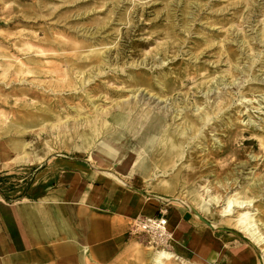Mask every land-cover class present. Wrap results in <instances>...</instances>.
<instances>
[{
    "label": "rangeland",
    "instance_id": "obj_1",
    "mask_svg": "<svg viewBox=\"0 0 264 264\" xmlns=\"http://www.w3.org/2000/svg\"><path fill=\"white\" fill-rule=\"evenodd\" d=\"M0 53V138L16 152L0 173V194L38 199V186L56 184L76 158L91 183L104 176L136 182L169 212L187 211L264 264V239L254 243L235 225L239 212L250 211L264 237V0H0ZM84 77L90 81L82 85ZM192 103L215 114L184 149L169 153L157 138L131 175L130 162L120 173L112 166L113 175L103 172L104 161L89 159V150L99 155L102 141L122 132L115 114L137 126L135 141L141 112L163 113V128L174 130L184 115L196 117ZM96 105L97 125L82 121L78 112L90 118ZM76 131L93 136L90 149L67 135ZM22 154L28 162L15 160ZM235 195L251 203L225 215ZM186 196L209 202L211 212L182 203ZM128 239L112 264H153L149 252L161 249L129 229ZM166 264L191 263L175 256Z\"/></svg>",
    "mask_w": 264,
    "mask_h": 264
},
{
    "label": "crops",
    "instance_id": "obj_2",
    "mask_svg": "<svg viewBox=\"0 0 264 264\" xmlns=\"http://www.w3.org/2000/svg\"><path fill=\"white\" fill-rule=\"evenodd\" d=\"M24 146L15 143V149ZM13 155L10 144L0 138V173L12 168ZM21 157L15 160L28 162L27 154ZM96 158L104 161L102 170L107 174L115 175L112 166L118 173L129 166H119L116 160L110 164L102 153ZM72 160L57 174L56 184L38 186V199H8L0 194V264H112L125 244L132 243L126 240L130 221L153 216L167 206L142 193L136 182L125 180L122 186L118 176H114L118 180L104 176L91 183L85 163ZM21 164L25 163H16ZM167 217L174 233L170 249L178 259L191 264H255L248 249L238 248L187 211L168 208Z\"/></svg>",
    "mask_w": 264,
    "mask_h": 264
},
{
    "label": "bare ground",
    "instance_id": "obj_3",
    "mask_svg": "<svg viewBox=\"0 0 264 264\" xmlns=\"http://www.w3.org/2000/svg\"><path fill=\"white\" fill-rule=\"evenodd\" d=\"M81 81L83 82L82 85H84L86 84L87 81L88 82L90 81V78L88 79L84 77V79H81ZM210 91L211 90L205 92V95H206L205 101H207L208 104H210V96L212 95V94L210 95ZM218 97L222 101L224 100L226 101V98L224 97V95L223 96L220 95ZM191 105H193V111L196 112V117L192 119L188 115L187 116L184 115V117H182V119L184 118V120L180 124H178L174 130H171L169 127L166 129L163 128V124L166 119L163 113H160V112L155 113V111L148 112V113L141 112L139 114V116L141 117V121H142L140 122L141 123L140 125H142L140 127L141 131L139 134H137L135 141H131V139L135 137L134 133H136L135 131L137 129V126L133 125L132 123L126 122V114H123L122 112L115 114L112 120L115 124H117L122 129V132L120 131L115 132L113 136L107 137L104 141H102L103 143L100 145L101 150H99V152L104 155V159L106 160V162L110 164H112L111 162L112 160H117L118 163L124 164L122 166H125L126 163L130 162L131 164L130 166L134 167L132 171L130 172V175L133 173L136 174L137 171L141 167V163L144 162L146 157L149 155V152L153 151V147H154L153 144L157 138L160 140L159 144L161 146L168 145L169 147L170 145L169 153H171L175 150L184 149L185 144H186V138L198 139L199 136L203 134L202 129H204V127L209 125V123L212 121V118H213L212 115L215 114V111H213L212 113L209 112V110L206 109L209 105L201 106V105H197L196 103H192ZM117 106L119 107L120 104L117 103ZM94 107L97 113L92 115L90 118L88 115H83L81 112H78V115L81 117L82 121L84 120V122H87V123L90 121L94 125H97L96 123L99 118L98 113H100L99 112L100 107L98 105ZM103 110L104 109H102L101 111ZM179 115H180V112L179 113L176 112L175 116L179 117ZM68 119L69 118H67L64 124L68 125L67 124ZM74 121L79 123L78 119H74ZM75 125L77 126V124ZM127 134H129L130 137ZM67 135L71 139H74L75 135H77L81 139H84L82 147L88 148V149H90L88 145L91 146V144H93V141H94L93 136L88 132L76 131L74 133H69ZM177 138L181 140V141H178V143H176ZM89 151H90L89 159L95 160V157L98 156L97 151H94V149H91ZM124 160H128V161H124ZM165 161L166 163H169V166H172L170 158L166 157V159H164V162ZM120 180L124 184H127L125 180H122V179ZM164 184L167 185L168 189H172L178 186L176 182H172V181L169 183L168 181L167 182L164 181ZM193 200L194 201H191V197L189 198L187 196L185 198L184 197L181 198L182 203L187 204V205L191 204V202L193 203L195 202V205L203 213L209 214L211 212L209 202L198 200L197 197L195 198L193 197ZM211 200H217V198L213 196ZM250 203H251V200L241 199L240 197H238V195H235L234 197L229 196L227 198V202L224 207L223 213L227 215L236 205L239 206L240 208H245L247 207V204H250ZM193 210H196V209H193ZM199 215H200V212H199ZM256 221L257 219H255L254 214H252L250 211L243 210L242 212H239V214L237 215L235 219V225L240 229V231L245 233V236L247 238H249L254 243L259 244L263 241L264 237H262L263 232L260 231L259 224ZM149 255L152 257L151 261L153 264H166L167 261L175 257V254L172 251H169L167 249H161L157 251L152 250L149 252ZM262 257L264 258V254H262Z\"/></svg>",
    "mask_w": 264,
    "mask_h": 264
},
{
    "label": "built area",
    "instance_id": "obj_4",
    "mask_svg": "<svg viewBox=\"0 0 264 264\" xmlns=\"http://www.w3.org/2000/svg\"><path fill=\"white\" fill-rule=\"evenodd\" d=\"M168 208L162 206L153 216H138L131 221L129 232L132 236L144 238L150 245L170 250L174 233L168 225Z\"/></svg>",
    "mask_w": 264,
    "mask_h": 264
},
{
    "label": "water",
    "instance_id": "obj_5",
    "mask_svg": "<svg viewBox=\"0 0 264 264\" xmlns=\"http://www.w3.org/2000/svg\"><path fill=\"white\" fill-rule=\"evenodd\" d=\"M199 216H201V215H199ZM202 217V216H201Z\"/></svg>",
    "mask_w": 264,
    "mask_h": 264
}]
</instances>
